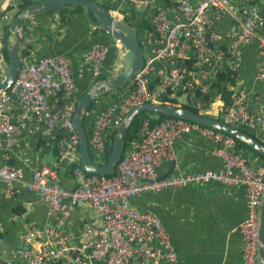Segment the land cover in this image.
I'll use <instances>...</instances> for the list:
<instances>
[{
  "label": "built area",
  "instance_id": "built-area-1",
  "mask_svg": "<svg viewBox=\"0 0 264 264\" xmlns=\"http://www.w3.org/2000/svg\"><path fill=\"white\" fill-rule=\"evenodd\" d=\"M259 3L260 0H242L240 28L236 34H226L227 48L217 43L222 34L216 23L231 11L232 0H164L162 3L117 0L108 7L121 19L122 5L148 10L149 16L142 20L146 23L143 38L141 31L138 32L144 53L142 67L121 88L115 101L93 111L92 123L86 129L89 153L96 163L105 164L112 142L110 134L134 106L164 103L165 98L177 94L179 100H185L193 98L195 93L211 92L210 85L226 58L231 71H240L242 52L260 28ZM3 17L8 18L7 14ZM142 22L140 29H143ZM258 42L262 61L254 77L264 81V37L260 36ZM107 52L108 47L103 43L88 49L84 63L92 78L97 79L106 70ZM188 58L195 60L191 69L179 66ZM53 94H60L65 103L51 104L48 99ZM76 94L74 73L64 53L21 57L13 83L0 91V151L16 146L24 130L29 134L38 133L44 139L52 137L55 131L60 132L59 153L52 164L28 167V158L19 165L0 164V196H14L23 190L33 192L41 198L48 214L55 217L44 228L35 224L25 226L14 251L19 264L174 262L176 250L159 217L134 209L130 201L140 194L210 183L244 188L245 217L238 226L242 240L241 264H257L264 172L235 148L233 136L180 117L168 116L154 123L145 117L139 123L135 141L122 151L113 173L99 176L88 173L79 163V136L73 124ZM249 95L245 87H235L231 103L219 110V119L252 134L264 132V115L249 109ZM15 104L19 113L12 112ZM185 135L214 142L210 154L221 159V167L158 176V166L175 159V139ZM68 203L91 209L99 223L75 232L68 225L71 215Z\"/></svg>",
  "mask_w": 264,
  "mask_h": 264
},
{
  "label": "crops",
  "instance_id": "crops-1",
  "mask_svg": "<svg viewBox=\"0 0 264 264\" xmlns=\"http://www.w3.org/2000/svg\"><path fill=\"white\" fill-rule=\"evenodd\" d=\"M95 1L106 8L117 2V0ZM159 1L162 3L164 0ZM19 2L21 1L12 0L10 7L4 11L3 15L7 14L8 18L4 19L2 15L0 34L10 26L19 13L17 12ZM241 3L242 0H232L231 11L224 14L216 23V28L222 34L221 40L217 43L223 48H227L229 44L226 34H236L240 28ZM259 4L260 28L257 36L242 52L240 71L236 73V82L232 90L234 91L238 85L245 87L251 97L248 99L249 109L264 115V81H258L254 77L255 70L262 61L258 51V38L264 37V0H260ZM122 9L124 12L122 20L138 28L141 31L140 37L143 38L145 23L142 20L149 16V11L130 9L123 5L119 10ZM140 20L143 29L139 28ZM146 32L149 34L148 30ZM96 43H103L108 47L104 61L106 70L102 76L109 78L118 72L119 57L124 50L118 41L103 32L88 12L82 11L73 15L66 27L58 26L57 21H52L48 17L39 19L32 16L24 24L20 56L33 58L42 54H67L74 73L76 95L79 97L94 83L101 82L100 78H92L84 63L88 49ZM0 60H6L4 48L1 46ZM226 67H229L228 58L224 61L221 70ZM218 77L215 76L213 80L223 82L224 77ZM224 84L222 83L221 86ZM120 91L117 90L112 96L106 93L95 98L91 113L84 121L86 129L92 123L93 111L115 101L121 94ZM210 95L214 101L208 113L214 118L216 116L219 118V110L224 107L220 98V89H212ZM48 100L54 106L65 103L60 94H53ZM12 109V112L19 113L16 104ZM250 134L264 144V132ZM58 135L60 132L55 131L52 137L44 139L38 133L29 134L24 130L16 146L11 150L0 151V164L19 165L23 164L24 158H28V167L50 165L58 157L59 147L56 145L57 152L53 147ZM173 148L175 159L163 161L157 168L158 176L185 170H218L221 167V159L210 154L214 142L207 138L180 136L175 139ZM235 148L264 172V158L256 154L255 150L237 144ZM130 204L136 210L157 215L168 230L177 258L174 262L164 264H241L242 240L238 226L245 217L243 187L221 186L214 183L187 184L176 190L140 194L132 198ZM67 205L71 213L68 225L75 232H80L86 225L99 223V219L94 217L91 209L77 207L71 203ZM54 221L55 217L48 214L41 198L33 192L23 190L14 196L1 195L0 263L19 264L14 251L18 246V236L25 226L35 224L44 228ZM94 264L103 263L95 261Z\"/></svg>",
  "mask_w": 264,
  "mask_h": 264
},
{
  "label": "water",
  "instance_id": "water-1",
  "mask_svg": "<svg viewBox=\"0 0 264 264\" xmlns=\"http://www.w3.org/2000/svg\"><path fill=\"white\" fill-rule=\"evenodd\" d=\"M11 2L12 0H0V18L4 11L10 7ZM66 4H77L86 7L98 21L103 32L118 41L124 50L119 57L118 72L104 81L94 83L79 96L77 101L73 115V124L79 136L80 164L85 171L99 176L113 173L115 165L123 151L125 133L134 118L142 111H152L171 117H180L224 131L264 155V144L261 141L253 135L220 119L202 113H194L187 108L174 106L165 102H147L134 106L124 116L116 127L105 164H97L89 153L86 128L83 122L84 114L95 98L105 94L107 91L122 88L132 79L144 63V53L134 27L113 15L108 8L95 0H42L34 7H26L20 10L10 26L0 34V46L4 48L6 54V60H0V91L7 90L10 87L20 67L22 33L26 20L29 17L55 10ZM257 255V264H264V191L261 196L259 210Z\"/></svg>",
  "mask_w": 264,
  "mask_h": 264
},
{
  "label": "trees",
  "instance_id": "trees-1",
  "mask_svg": "<svg viewBox=\"0 0 264 264\" xmlns=\"http://www.w3.org/2000/svg\"><path fill=\"white\" fill-rule=\"evenodd\" d=\"M40 2L41 1H35V0H22L21 2L18 3V11L17 12H19L20 10H22L26 7H34ZM82 11L88 12L89 16H91V18L96 23H98V21L95 19L93 14L86 7H84L82 5H77V4L62 5L55 10H51V11H48L46 13L36 15V17H38L39 19H41L43 17H48L52 21H54V20L57 21L58 26L66 27L70 23L72 16L75 15L76 13L82 12ZM130 24L133 25L132 23H130ZM145 25H146V23H145ZM137 31H139V29H137ZM194 62H195V60L193 58H188V59L183 60L181 63H179V66L191 69ZM216 76L217 77L223 76L224 80H223V82H217V80H214L210 85V88H211L210 90H212L214 88H219L220 93H221L220 98L223 101V105L224 106L229 105L232 101V94H233L232 86L236 82V73L234 71H231L229 69V67H226L223 70H218L216 72ZM98 78H100L99 80H105L106 78H108V76H100ZM218 80H219V77H218ZM222 83H225V84L221 86ZM178 96H180V95L177 94V96H175L173 98H169V97L165 98L163 101L167 102L171 105H174V106H180L183 108H187L194 113H202V114L210 115L208 113V110L211 108V105L214 101L210 97L211 96L210 92H208L206 94L195 93L193 98H191V99L186 98L185 100H179ZM93 102L91 103L90 107L87 109V112L84 114L83 122L85 121L87 115L91 112V109L93 108ZM145 117H149L151 122L154 123V122L159 121L160 119H163V118L168 117V116L164 115V114L152 112V111L140 112L134 118L133 122L130 124V126L128 127V129L125 133L124 141H123V150H125L130 145L131 142L135 141L136 132H137L139 123ZM215 118H218V116H216ZM115 131H116V129H114V131H112V133L110 134V140L113 139V135H114ZM57 141H58V137H56L55 143L53 146L56 152L58 151L57 146H56V145H58ZM235 141H236V144L238 146L241 145L243 147H247L250 149V147H248L245 143L241 142L239 139L235 138ZM252 151H254V150H252ZM254 152L256 154H258L259 156H261L262 158H264V156L262 154H260L256 151H254Z\"/></svg>",
  "mask_w": 264,
  "mask_h": 264
},
{
  "label": "rangeland",
  "instance_id": "rangeland-1",
  "mask_svg": "<svg viewBox=\"0 0 264 264\" xmlns=\"http://www.w3.org/2000/svg\"><path fill=\"white\" fill-rule=\"evenodd\" d=\"M1 19H2V18H0V21H1ZM117 90H121V88H118V89H116V90H112V91H107L106 93H107V94L109 93V94H111V96H112V95H114V93H115ZM121 91H122V90H121ZM121 91H120V93H121ZM106 93H105V94H106ZM119 95H120V94H119ZM100 97H101V96H100ZM117 98H118V97H117ZM100 108H103V107H100Z\"/></svg>",
  "mask_w": 264,
  "mask_h": 264
},
{
  "label": "clouds",
  "instance_id": "clouds-1",
  "mask_svg": "<svg viewBox=\"0 0 264 264\" xmlns=\"http://www.w3.org/2000/svg\"><path fill=\"white\" fill-rule=\"evenodd\" d=\"M41 1H42V0H41ZM118 18H119V17H118ZM120 19H121V18H120ZM130 25H131V24H130ZM131 26L133 27L134 25H131ZM134 27H135V26H134ZM134 29L137 31L138 28L136 29V27H135ZM138 32H139V31H137V36H138ZM138 39H139V38H138ZM106 79H107V78H106ZM106 79H105V80H106ZM100 81H104V80H100ZM114 90H116V89H114ZM78 99H79V97H78ZM217 119H219V118H217ZM236 128H237V127H236ZM239 129H240V128H239ZM241 130H243V129H241ZM243 131H244V130H243ZM245 132H246V131H245ZM249 134H250V133H249Z\"/></svg>",
  "mask_w": 264,
  "mask_h": 264
}]
</instances>
